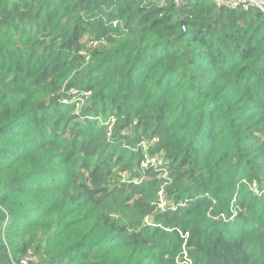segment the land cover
<instances>
[{
    "label": "trees",
    "instance_id": "obj_1",
    "mask_svg": "<svg viewBox=\"0 0 264 264\" xmlns=\"http://www.w3.org/2000/svg\"><path fill=\"white\" fill-rule=\"evenodd\" d=\"M29 249L264 264L262 9L0 0V264Z\"/></svg>",
    "mask_w": 264,
    "mask_h": 264
},
{
    "label": "built area",
    "instance_id": "obj_2",
    "mask_svg": "<svg viewBox=\"0 0 264 264\" xmlns=\"http://www.w3.org/2000/svg\"><path fill=\"white\" fill-rule=\"evenodd\" d=\"M219 6H227L229 8H238L243 6V8H248L249 5L254 4L258 8L264 11V0H214ZM181 0H175L176 4H179ZM147 143H144L143 147L145 148ZM146 164L152 165L155 168L163 167L164 159L159 157H146ZM166 174L164 175V177ZM162 208L166 206V203L162 200ZM38 258L35 252L32 249H29L26 255L20 259L19 261L15 262L14 264H37Z\"/></svg>",
    "mask_w": 264,
    "mask_h": 264
},
{
    "label": "rangeland",
    "instance_id": "obj_3",
    "mask_svg": "<svg viewBox=\"0 0 264 264\" xmlns=\"http://www.w3.org/2000/svg\"><path fill=\"white\" fill-rule=\"evenodd\" d=\"M145 165H147L146 163H145ZM129 177V176H128ZM185 255H184V257L182 258V257H179L178 258V261L180 262V263H185L186 262V260H190V256L188 255V252L186 251V249H185Z\"/></svg>",
    "mask_w": 264,
    "mask_h": 264
}]
</instances>
